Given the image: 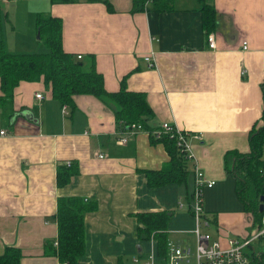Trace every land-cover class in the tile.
Segmentation results:
<instances>
[{
  "label": "crops",
  "instance_id": "0c3cea01",
  "mask_svg": "<svg viewBox=\"0 0 264 264\" xmlns=\"http://www.w3.org/2000/svg\"><path fill=\"white\" fill-rule=\"evenodd\" d=\"M203 1L216 11L214 48L202 28L201 0H172L171 10L159 12H132L131 0H109L110 7L102 1L4 0L21 25L11 24L7 38L0 25L7 51H45L44 45L34 48L42 45L34 40L35 15L59 16L63 49L87 61L94 55L106 90H117L124 78L127 89L144 92L154 123L188 131L192 158L186 180L149 186L143 171L169 159L162 142H151L140 129L122 143L124 129L109 104L78 94L75 108L67 104L63 114L42 78L20 80L11 101L0 104V253L12 245L22 253L20 264H66L54 252L60 196L95 204L83 213L85 252L72 264H135L134 255H156L154 241L137 234L135 214L142 211L171 210L167 235L193 237L183 246H194L189 204L195 165L205 181H214L202 197L212 236L226 246V237L242 238L255 229L234 178L224 171L223 154L249 150L248 131L261 115L264 0ZM7 15L5 10V20ZM67 160L78 172L57 186L56 166Z\"/></svg>",
  "mask_w": 264,
  "mask_h": 264
},
{
  "label": "trees",
  "instance_id": "16d2710c",
  "mask_svg": "<svg viewBox=\"0 0 264 264\" xmlns=\"http://www.w3.org/2000/svg\"><path fill=\"white\" fill-rule=\"evenodd\" d=\"M68 1V0H51ZM102 1L110 7L109 0ZM200 16L204 34L215 28L216 11L212 4L201 0ZM131 11L152 9L169 11L173 8L172 0H131ZM150 5V6H149ZM36 29L39 30V41L46 50L43 52L13 53L5 49L0 39V104L11 101L14 87L20 80L35 81L42 78L49 84L52 97L60 104H68L74 109V96L92 94L112 107L115 121L123 129L132 123L139 124L147 131L151 142H162L169 159L159 169H145L146 183L149 186H160L167 183H181L189 172L187 158L178 150L175 139L167 134L154 137L153 130L159 124L153 122L154 111L142 91L127 89L125 79L120 81L119 88L108 91L103 85L101 73L95 67L94 55L89 59L77 58V54L65 51L61 44L62 19L50 13L39 11L35 15ZM262 95L260 117L248 131L247 152L237 149L226 150L223 154V167L226 174L234 178L237 197L244 210L251 213L253 225H260L264 201V75L259 83ZM78 172L75 163L59 162L56 166L55 180L57 186L67 184L72 175ZM263 200H260V197ZM93 203H84L78 196H60L57 198L56 211L53 215L57 223V245L54 252L61 263L72 264L85 252L83 213L92 210ZM171 210L142 211L135 214L137 234L143 239H152L156 246V255L167 254V224ZM262 240V239H260ZM22 253L16 246L7 245L0 253V264H20ZM247 264H264V247L252 249Z\"/></svg>",
  "mask_w": 264,
  "mask_h": 264
},
{
  "label": "built area",
  "instance_id": "2783aa9c",
  "mask_svg": "<svg viewBox=\"0 0 264 264\" xmlns=\"http://www.w3.org/2000/svg\"><path fill=\"white\" fill-rule=\"evenodd\" d=\"M208 46L215 47L214 35L212 32L208 33L206 37ZM242 49L247 48V42L242 41ZM81 58V54L76 55ZM148 65H152L150 55L144 57ZM243 72V71H242ZM36 98H41L40 92L34 94ZM61 111L63 114L67 113V104H62ZM139 124L132 123L124 129V134L119 140L124 143L127 141L129 135L134 134L140 130ZM5 130L0 129V134H4ZM167 134L175 139V144L178 150L187 158H192L190 152V145L187 140L188 131L182 129L171 122L159 123V127L153 130L154 137H161ZM98 157H103V153H98ZM70 160L66 161L69 164ZM194 181L195 186L190 195L189 209L194 219V227L191 229L195 237L194 252H191L189 246H180L178 243L168 241L167 254L165 256H157L150 251L147 255H135L132 261L135 264H247L249 260V253L253 247V241L258 239L264 240V213L261 216L260 225H256L247 236L242 238L226 237V246H222L218 237H213L209 230L210 220L206 217L203 208V191L204 188L210 187L214 184L213 180L205 181L203 179L202 171L194 166ZM264 192V185L262 188ZM264 204V201H263ZM181 206V203L179 204ZM57 244V242H55Z\"/></svg>",
  "mask_w": 264,
  "mask_h": 264
},
{
  "label": "rangeland",
  "instance_id": "374dc122",
  "mask_svg": "<svg viewBox=\"0 0 264 264\" xmlns=\"http://www.w3.org/2000/svg\"><path fill=\"white\" fill-rule=\"evenodd\" d=\"M8 3L9 4H5L4 0H0V15H1V17H0V25H1V29H2V34L4 33V36L6 38H7V36L9 34L10 35L13 34V32L11 30V26H10L11 24H16L15 29H18V28L21 27L19 21L15 20V18L12 15V11H13V7L12 6L13 5L10 4V2H8ZM20 9H22L21 6H20ZM5 10H6V12H8V15L6 16L7 20H5V16H4L5 15ZM34 40L35 41H39L40 40L39 37H37V32L35 33ZM33 43L36 44L37 42H33ZM43 45H44L43 43H42V45L37 43L34 48L36 50H40V48L41 49L43 48ZM167 238L170 241H174L175 243H178L181 246L185 245L186 241L191 242L193 240V237H185L182 234H169V235H167ZM193 242H192V246H193ZM252 245H253V247L255 249H260V248L264 247V242L263 241H253ZM192 246L190 245V248H191V252L193 253L194 252L195 243H194V246L193 247Z\"/></svg>",
  "mask_w": 264,
  "mask_h": 264
},
{
  "label": "water",
  "instance_id": "95a60500",
  "mask_svg": "<svg viewBox=\"0 0 264 264\" xmlns=\"http://www.w3.org/2000/svg\"><path fill=\"white\" fill-rule=\"evenodd\" d=\"M37 37H39V30H37ZM260 200H261V201L263 200V197H262V196L260 197ZM258 208H259V210H262V209H263V203H262V202H260Z\"/></svg>",
  "mask_w": 264,
  "mask_h": 264
}]
</instances>
